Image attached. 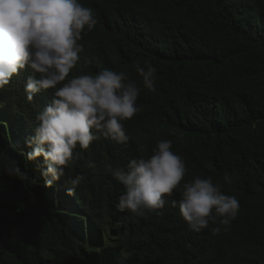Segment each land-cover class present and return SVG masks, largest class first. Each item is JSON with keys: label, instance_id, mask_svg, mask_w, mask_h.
<instances>
[{"label": "trees", "instance_id": "16d2710c", "mask_svg": "<svg viewBox=\"0 0 264 264\" xmlns=\"http://www.w3.org/2000/svg\"><path fill=\"white\" fill-rule=\"evenodd\" d=\"M81 2L98 23L81 41L90 62L82 59L73 74L126 72L141 87V111L124 122L127 144L101 138L77 146L81 158L49 188L43 158L28 160L25 142L52 90L28 102L30 70L0 89V264H264V0ZM145 60L158 70L155 92L135 72ZM161 140L185 161V181L211 177L238 199L228 231L191 230L171 206L178 191L160 215L116 208L124 187L104 163L126 167ZM76 175L86 178L69 196L65 182Z\"/></svg>", "mask_w": 264, "mask_h": 264}, {"label": "clouds", "instance_id": "9594fccd", "mask_svg": "<svg viewBox=\"0 0 264 264\" xmlns=\"http://www.w3.org/2000/svg\"><path fill=\"white\" fill-rule=\"evenodd\" d=\"M97 23L94 10L81 0H0V89L14 75L30 70L24 86L28 102L52 90L50 101L36 114L34 135L25 142L31 149L28 160L43 158L45 187H52L81 158L77 146L88 149L101 138L127 144L124 122L141 111V87L126 72L103 68L95 74H73L82 59L90 62L81 55V41ZM157 71L150 61L135 62L140 84L149 92L156 91ZM87 167L100 171L92 161ZM5 171L27 178L18 165H5ZM103 171L124 187L116 204L121 212L160 215L169 202L166 197L178 191L180 199L171 200V206L179 208L191 230L208 229L214 237L228 231L240 212L238 199L225 194L211 177L185 181V161L172 150L171 140L158 141L151 155L132 158L126 167L105 162ZM85 178L69 177L67 195H74ZM223 179L230 182L227 175Z\"/></svg>", "mask_w": 264, "mask_h": 264}]
</instances>
